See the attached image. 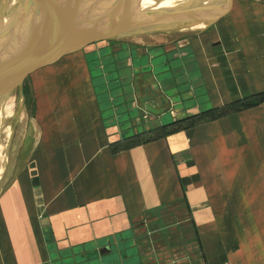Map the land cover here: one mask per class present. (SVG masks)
I'll use <instances>...</instances> for the list:
<instances>
[{
    "label": "crops",
    "instance_id": "crops-1",
    "mask_svg": "<svg viewBox=\"0 0 264 264\" xmlns=\"http://www.w3.org/2000/svg\"><path fill=\"white\" fill-rule=\"evenodd\" d=\"M211 16L182 17V30L194 31L153 47L174 53L180 85L170 119L142 116L149 129L131 119L124 97L99 100L90 55H104L110 94L123 87L117 71H129L128 55L115 63L128 48L123 38L66 54L26 78L14 161L0 182V264H60L62 254L72 262L111 241L132 242L125 252L140 263L264 264V101L232 109L264 95V0H230L207 27ZM147 50L136 47L130 80L152 62ZM183 115L202 118L160 133ZM177 203L190 229L161 230L160 211ZM147 214L157 219L139 226Z\"/></svg>",
    "mask_w": 264,
    "mask_h": 264
},
{
    "label": "water",
    "instance_id": "water-1",
    "mask_svg": "<svg viewBox=\"0 0 264 264\" xmlns=\"http://www.w3.org/2000/svg\"><path fill=\"white\" fill-rule=\"evenodd\" d=\"M61 1L62 0H0V23L10 20L8 25L0 31V36L5 38L4 48L3 46H1V48L8 50L0 54V69L7 64L19 63L24 65L26 67L25 72L21 74L19 84H22L35 70L56 62L66 54L82 50L98 42L119 40L133 35L134 33L132 34V32H135V30L140 28L144 29L149 21L145 19L150 18L151 11L157 9L160 0H152L147 6L125 16L115 25L98 30H72L60 27L59 23L68 19V16L64 13V9L62 8ZM229 1L230 0H226V5ZM138 2H140V0H138ZM34 8L39 9V13L44 12L43 27L25 47H13L16 29L21 18L29 9ZM202 10L203 8H192L187 12L176 11L172 13L177 17H189ZM166 11L168 12L169 10ZM222 13L223 10L215 11L206 26L209 27L213 25ZM142 17L144 18L142 19ZM45 39L48 41L45 42ZM169 61L170 60L163 59L161 61L162 67L157 73L155 69H151L152 63L148 66H144L142 73L133 77V82H131L132 94L126 92L124 83L123 87H120V82H118L117 89L110 92V98L118 99L124 97V102L127 105H131V107H127L130 108L128 109V114L131 119L134 118V114L138 111H143V113H147V115L149 111L154 115L171 114L174 111L172 108H174L176 104L174 99L177 95L176 87L179 86L180 83L177 80L179 76L175 75L171 70L173 68L172 61ZM167 71H170V76L164 74ZM155 76L156 78H154ZM112 80L113 79H110L109 81ZM142 93L144 94L142 95ZM148 102L154 103L156 108L147 105L146 103ZM162 104H164L163 108L161 107ZM158 110H160V112ZM106 244L107 243H102V245L98 247L94 246L92 249L86 250V252L80 254L81 256H79L78 259H71L72 262H68L70 258H68L67 261L64 260V254H62L61 256L63 257L60 264H151L152 262L140 263V259L136 257L134 253L125 252V248H128L132 242L115 243L111 241V246L108 250L102 249L106 247ZM52 248H54V246ZM150 251L152 250L150 249ZM111 253H114V256L109 258L108 256ZM55 256L58 258L56 253ZM163 260L166 259L160 258L159 262L154 261V263H152L170 264L169 261Z\"/></svg>",
    "mask_w": 264,
    "mask_h": 264
},
{
    "label": "rangeland",
    "instance_id": "rangeland-1",
    "mask_svg": "<svg viewBox=\"0 0 264 264\" xmlns=\"http://www.w3.org/2000/svg\"><path fill=\"white\" fill-rule=\"evenodd\" d=\"M69 0H62V8H66L65 5L67 4ZM162 0H160L158 2V5L161 3ZM136 2H138V0H136ZM204 2L206 3L207 6H209L208 10L207 8H203V10L201 12H210L212 13V16L214 14L215 11H219V10H225L226 8V0H204ZM89 6L86 5V4H82L80 5V8L82 9H86L88 8ZM158 10H153L151 11V15H150V18L149 19H145V20H149L148 21V24L146 27H144V29L140 28L138 30H135V32H132L133 35H137V34H140L139 35V38H144L146 37L147 35H151V34H155V35H158L160 38H161V41L159 42H156V41H152L150 43H139L137 41H132L131 39H126L124 38L122 41L123 45H125L126 49H120L118 50V53L119 55L117 56L118 60H116V64H119V62L121 61V59L123 58V56H127L126 57L127 59L130 58L129 60V71H127V67H121L120 71H117L118 74H121V78H124V86L126 88L129 89V94H132V83L133 82V79L130 80V78L133 76L131 73H132V65H136L137 64V59L139 57V54L138 52L136 51V47L137 46H144L146 47L148 50L147 52L145 51L144 52V55L145 56H149L152 55V62H150V64L152 63V66H151V69H155L156 73L161 69L162 67V63L161 61L163 59H166V60H171L170 59V56H172V54L174 53H168L166 52L164 49H161V48H153L159 44H170L171 42H174V41H180L182 40L184 37H186L188 34H190L191 32H193L194 30H190L189 32L188 31H181L180 28L176 27V28H167V29H164V28H159L157 27V25L159 23H167L168 20H176L178 17H176V15H174V13L172 14V16H167V14H163V13H166L168 9L166 8H162V7H158L157 8ZM189 9H192L189 8ZM33 11L31 12H28L29 14L26 15L24 14L23 17L21 18L20 22L21 23L20 25H23L24 24V27H23V31L21 33H19V37L14 41V47L16 48H23L25 47L27 44L30 43L31 39L34 38V35L37 34L41 28L43 27V21H44V16H43V13L44 12H38V9L34 8L32 9ZM139 10V8L132 10V13ZM178 10V9H177ZM177 10H169L170 12H176ZM188 10V8L186 9ZM65 11V10H64ZM166 11V12H165ZM72 12H69V15L71 16ZM211 16V17H212ZM144 17H142L143 19ZM33 22V23H32ZM142 22V21H141ZM32 23V24H31ZM32 25V26H31ZM34 25V26H33ZM141 25V24H140ZM155 26V27H154ZM154 27V28H152ZM142 29V30H141ZM144 31V32H143ZM5 36V35H4ZM131 36V35H129ZM157 36V37H158ZM158 37V38H159ZM4 37L3 36H0V47L3 46L4 48ZM121 40V39H120ZM120 40H113V41H108L107 44H109L110 46L112 45H116V44H119V41ZM48 40L45 39V42H47ZM104 44V43H103ZM168 48L170 47V45H167ZM129 47H132V53H130L129 51ZM2 48V49H3ZM116 48V47H115ZM149 51L151 53H149ZM110 55H112L110 52H109ZM156 54V55H155ZM90 58L91 60L93 61L94 63V67H93V72H94V80H95V85L98 89V96H99V100H110V94H109V87L106 85V82H105V74L103 73V71H101L100 69V65L102 66L103 63L106 64V60L104 59V55H102V58L100 59V57H98V54H93V55H90ZM133 59V60H132ZM110 61V60H108ZM133 61V62H132ZM150 61V59H149ZM114 62L112 64H115ZM115 64V66H116ZM120 65V64H119ZM115 68V67H114ZM108 71L111 69V66L107 67ZM164 74L170 76V71H167L165 72ZM161 81V80H160ZM162 82V81H161ZM109 83L111 84V81H109ZM113 86L110 87V89H112ZM28 93V87H27V80H25L22 84H19V94H20V98H22V108H21V111L19 112V116H16L15 118H11V125H10V128H9V131L7 133V138L11 139V141L9 142V150L7 151V164H6V168L4 170V174L0 180V182H2V180L4 178H8V175H9V166H10V162L12 163L14 161V154H15V150H16V138L14 139L15 137V133L17 131V127H18V123H19V119L21 117V115L23 114V111H24V99H27V94ZM151 104V103H149ZM18 109V108H17ZM174 110V108H172ZM8 112H10V110L8 109ZM143 112V111H142ZM150 115H151V119L150 121L151 122H154L155 118L157 119V116L154 115L153 113H151L150 111L148 112ZM10 114V113H9ZM186 114V113H185ZM144 115L145 118H148L147 114L146 113H143L141 114L140 111L136 112L134 114V118L133 120H136L138 123H139V127H141V124H142V127H144V129H149V124H147L148 122H145L142 118V116ZM184 117H182V119H186L187 117L189 116H186V115H183ZM167 119H170V115L169 113H167L166 116L163 117V121H166ZM182 119H176V120H181ZM2 119H0V129L1 127L2 128H5L9 125V120H7V117L3 119V122H1ZM143 120V121H142ZM174 120L172 121H168V123H172ZM143 122V123H142ZM175 122V121H174ZM167 124V123H166ZM163 126V125H162ZM161 126V127H162ZM145 131V130H144ZM143 131V132H144ZM161 214L159 215L160 216V229L161 230H188V229H185V225L190 229V226H189V222L185 221H180L179 223L176 222V220H179L177 219L178 217H185L184 214H182V207H167V208H163L161 211ZM155 219H157V215H154V214H147V215H144L142 216L141 218H139V222H138V225L141 226V225H144V226H147L149 227V225L152 224V221H154ZM186 223V224H185Z\"/></svg>",
    "mask_w": 264,
    "mask_h": 264
},
{
    "label": "bare ground",
    "instance_id": "bare-ground-1",
    "mask_svg": "<svg viewBox=\"0 0 264 264\" xmlns=\"http://www.w3.org/2000/svg\"><path fill=\"white\" fill-rule=\"evenodd\" d=\"M151 1L152 0H140V2L136 3V0H69L65 5L66 8H64V13L68 16V19L64 22H60L59 26L72 30H98L104 27L113 26L125 16L130 15L134 8L140 9L142 7H145ZM181 1L182 0H162L161 3L157 5V8L162 7L168 10L178 9V12H182L187 5L197 3L202 0H183V6L180 4ZM82 4H86L89 7L86 9H82L80 8V5ZM30 10L33 11L32 9H29L25 14L28 15V12H31ZM39 11L40 10L38 9V12ZM69 12H72L71 16L69 15ZM171 13L172 12L168 11L163 14H167V16L169 17L172 16L173 13ZM181 19L182 17H178L176 20H168L167 23H159L157 27L164 29L178 27L182 31L183 25ZM9 21L10 20H6L0 23V31L2 30V28L8 25ZM20 24L21 23H19L16 29L17 31L14 37V41L19 37V33L23 31L22 29L24 27V24ZM139 35L140 34H135L127 36L125 38L128 39ZM157 36L158 35L151 34L147 35L146 37L148 41H152L154 39H158L159 36ZM132 41H137V39H132ZM6 51L8 50L2 49L0 47V54ZM25 68L26 67L24 65L13 63L7 64L3 66L2 69H0V119H2L1 122H3V119L7 117V120L10 121L7 127H1L0 129V180L6 168L8 159L7 151L10 147L9 142L11 141V139L7 138V133L11 125V120L16 116H19V112L22 108L23 101L22 98L19 97V78L21 74L25 72ZM8 109L10 110V112H8Z\"/></svg>",
    "mask_w": 264,
    "mask_h": 264
},
{
    "label": "trees",
    "instance_id": "trees-1",
    "mask_svg": "<svg viewBox=\"0 0 264 264\" xmlns=\"http://www.w3.org/2000/svg\"><path fill=\"white\" fill-rule=\"evenodd\" d=\"M26 94L28 95V93H26ZM259 101H264V95L258 96V98L255 99L254 101H244L238 105L233 106L232 109L239 110V109H242L248 105H252V104L259 102ZM214 116H217V115L214 114ZM201 118H202V116L200 115V116L187 117L185 120L182 119V121L181 120H175V122L173 121L170 124H165L162 127L159 126L160 129H162V130L159 129V131H160V133L163 134V133H166V131L169 132V129H171L170 133H168V134L177 133V132L182 131L186 126L189 127V126L195 125L197 122H199L201 120ZM145 131H147V130H145ZM173 206L174 207H180L181 206V207H184V209H185L184 203H177V204H174ZM177 219H179V221H181V220H184L185 218H183V217L179 218L178 217Z\"/></svg>",
    "mask_w": 264,
    "mask_h": 264
},
{
    "label": "built area",
    "instance_id": "built-area-1",
    "mask_svg": "<svg viewBox=\"0 0 264 264\" xmlns=\"http://www.w3.org/2000/svg\"><path fill=\"white\" fill-rule=\"evenodd\" d=\"M169 207H173V206H169ZM181 221H184V220H181ZM176 222L179 223L180 221L179 220H176ZM180 230H182V229H180Z\"/></svg>",
    "mask_w": 264,
    "mask_h": 264
}]
</instances>
